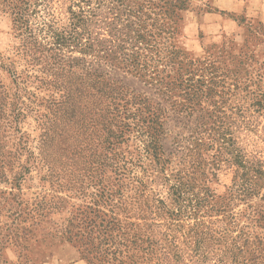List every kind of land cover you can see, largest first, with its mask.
<instances>
[{
    "label": "trees",
    "instance_id": "trees-1",
    "mask_svg": "<svg viewBox=\"0 0 264 264\" xmlns=\"http://www.w3.org/2000/svg\"><path fill=\"white\" fill-rule=\"evenodd\" d=\"M0 4L16 41V60L6 64L10 59L0 57V70L13 83L7 89L0 81V135L13 128L18 133L36 115L43 130L40 159L18 163L17 178L24 180L41 162L89 199L76 208L80 220L73 216L63 231L96 251L85 255L89 264H264V256L250 250L257 237L238 223L246 211L247 219L264 221L263 162L249 161L233 144L223 159L233 170L222 207L226 224L214 232L198 218L215 195L208 174L219 170L216 156L199 154L206 145L197 141L198 154L187 153L181 169L164 175L169 160L161 141L168 118L155 97L172 111L193 115L205 110L217 84L216 75L210 77L215 67L191 60L180 46L188 0H71L65 19L56 16L52 0ZM117 72L138 79L152 97L131 91ZM34 84L47 93L43 111L31 106ZM127 141H137L136 155L123 149ZM3 150L0 171L15 158ZM158 180L165 199L151 188ZM236 202L246 211H234ZM191 220L181 235L186 254L177 234Z\"/></svg>",
    "mask_w": 264,
    "mask_h": 264
},
{
    "label": "rangeland",
    "instance_id": "rangeland-1",
    "mask_svg": "<svg viewBox=\"0 0 264 264\" xmlns=\"http://www.w3.org/2000/svg\"><path fill=\"white\" fill-rule=\"evenodd\" d=\"M52 1L56 16L65 19L71 0ZM188 2L189 9L184 15L186 12L189 15L192 22L189 31L193 34L187 36L183 29L180 46L191 60L215 67L210 77L216 75L217 84L212 96L203 104L205 110L193 115L172 111L168 104L162 103L161 97H155V101L167 110L165 137L161 141L164 158L169 160L165 176H170L173 170L178 171L189 161L187 153L191 154L194 150L192 155L198 154L197 141L206 145L200 147L199 154L203 153L210 160L214 155L219 160V170L211 169L208 174L215 195L198 218V221L204 222L205 228L214 232L226 224L223 222L222 207L228 202L227 189L232 185L233 170L223 159L230 157L228 154L233 144L249 161H261L264 165V25L244 15L228 13L227 18L235 21L236 26L220 31L211 26L212 34H208L202 27L209 22L202 20L201 16L204 17L207 12H216L210 0ZM196 17L199 18V26L196 25ZM209 24L213 25L212 22ZM15 44L12 19L0 4V57L10 59L6 64L16 60L13 50ZM116 77L134 93L152 97L149 88L133 76L117 72ZM0 81L7 89L13 88L10 75L3 70H0ZM29 89L35 96V99H31V106L43 111L40 100L47 93L36 84ZM9 114L6 111L5 116L11 121ZM35 116L29 115L17 128L18 133L13 128L0 135V153L4 149L15 157L12 166L0 171V264H51L53 251L61 247L68 249L67 252L80 254L89 264L85 255L90 253V257L97 256L96 251L89 246L81 248L78 242L68 240L63 234L73 216L80 220L77 206L87 204L89 199L66 180L69 177L63 179L62 175L57 177V172L49 173L41 162L30 169L24 180L17 178L18 163L25 165L28 159H40L38 148L43 130ZM136 142L127 141L122 147L127 149V153L136 155ZM158 182H154L151 188L165 199L167 190L162 187L161 180ZM261 193L264 195V189ZM253 201L259 202L256 199ZM232 208L234 211H246V205L238 202ZM248 213L250 211H246L238 223L240 226H248V232L257 237L250 248L255 257L259 254L264 256V221L249 220L246 218ZM192 221L184 223L179 228L182 234H177L186 254L191 252L181 235L189 232L194 225ZM189 243L191 247L194 245L193 240H189ZM66 257H70L69 253Z\"/></svg>",
    "mask_w": 264,
    "mask_h": 264
},
{
    "label": "crops",
    "instance_id": "crops-1",
    "mask_svg": "<svg viewBox=\"0 0 264 264\" xmlns=\"http://www.w3.org/2000/svg\"><path fill=\"white\" fill-rule=\"evenodd\" d=\"M210 2L216 12H207L204 17L201 16L202 20L205 19L207 22L213 23V25L206 23L202 27L208 34H212L210 30L211 26H213V29H218V31L224 30L227 27L231 29L236 26L235 21L231 18H227L228 13L234 16L244 15L264 25V0H210ZM197 17H199V15ZM190 21L189 15L186 12L184 15V30L187 36L193 34L189 31V26L192 25ZM198 22L199 18L196 19V25L198 24L199 26L200 22ZM67 251L68 249L64 247L55 249L50 257L51 264H88L81 258L80 254ZM67 253H69V258L66 257Z\"/></svg>",
    "mask_w": 264,
    "mask_h": 264
}]
</instances>
